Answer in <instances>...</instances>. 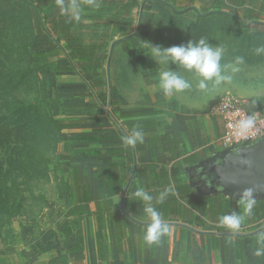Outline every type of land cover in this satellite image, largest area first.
<instances>
[{"label":"crops","instance_id":"crops-1","mask_svg":"<svg viewBox=\"0 0 264 264\" xmlns=\"http://www.w3.org/2000/svg\"><path fill=\"white\" fill-rule=\"evenodd\" d=\"M207 1L140 0L139 11L137 7L132 12L137 26L129 36L133 45L130 54L116 44L108 70V57L105 61L110 93L108 81L105 89L90 88V78L81 77L63 42L57 44L45 33L33 39L37 49L32 51L31 63L52 82L51 88L59 91L54 104L57 121L63 127L67 162L61 235L68 240L63 251L68 264H264V220H255V214L260 218L261 213L255 204L247 214L240 198L206 192L193 170L200 161L221 150L215 143L223 132L222 121L209 114L210 106L221 95L216 98V83L206 81L207 87L200 89L197 74L170 64L169 68L188 80L191 87L165 96L159 82L160 73L168 65L156 63L148 45L169 48L186 44L188 41L176 33L199 28L145 23L149 4L166 5L179 14L193 11L200 15L202 3ZM224 1L238 13L240 21H248V15L256 17L242 24V29L264 28V0ZM165 10L156 9L157 15ZM90 13L80 11L79 15ZM213 14L219 13H207ZM160 31L168 34H155ZM116 55L125 65H116ZM261 85L256 90L264 92L263 82ZM238 93L241 97L245 94ZM98 95L106 96V105ZM255 99L261 107L251 106L264 111V93ZM135 128L143 132V141L128 145L125 138ZM139 188L152 195V206L169 229L156 243L144 239L151 220L144 211L145 203L134 196ZM166 191L163 201H158ZM198 197L206 200V209L212 206L217 212V220L232 213L242 215L239 228H229L199 214L190 205ZM76 246L82 249L67 253ZM239 248L242 260L238 258Z\"/></svg>","mask_w":264,"mask_h":264},{"label":"rangeland","instance_id":"rangeland-1","mask_svg":"<svg viewBox=\"0 0 264 264\" xmlns=\"http://www.w3.org/2000/svg\"><path fill=\"white\" fill-rule=\"evenodd\" d=\"M167 7L149 4L145 23L199 27L176 34L222 49V74L230 79L216 84V98L242 91L250 105L260 106L253 98L264 93L256 90L264 84V52L256 51L264 47V28L242 29L248 21H240L236 11L179 14ZM160 8L165 13L157 15ZM39 24L28 5L0 0V264H68L63 255L68 240L61 235L67 162L54 104L59 91L31 63ZM116 57L118 67L125 65Z\"/></svg>","mask_w":264,"mask_h":264},{"label":"trees","instance_id":"trees-1","mask_svg":"<svg viewBox=\"0 0 264 264\" xmlns=\"http://www.w3.org/2000/svg\"><path fill=\"white\" fill-rule=\"evenodd\" d=\"M17 1L28 5L39 18V33L37 34L45 33L52 36L57 44L64 43L65 50L75 69L83 79L90 78L89 85L92 90L107 87L105 61L112 44H121L123 52L130 54L133 45L129 36L134 32L132 12L133 9L139 7L140 0H76L80 11L91 12L87 16L80 15L79 20H76L72 13H63L61 0ZM63 3L70 6L72 0H63ZM211 10H216L218 13L223 12L222 10L232 11L224 0H208L202 3L199 12L205 13ZM255 18L253 15H248L245 20L250 21ZM86 20L89 22L85 23ZM98 98L106 105V96L98 95ZM57 124L59 128H63L60 122ZM205 203H207L206 200L200 197L190 201L192 208L199 214H203L210 221H220L216 219L217 212L212 210V206L206 209ZM255 209L261 212L260 218L255 214V220H264V200H256ZM202 223L200 221L199 225ZM81 249L82 247L78 246L71 247L67 253ZM258 250L260 252V242ZM2 254L0 251V255ZM238 258L242 260L240 248Z\"/></svg>","mask_w":264,"mask_h":264},{"label":"clouds","instance_id":"clouds-1","mask_svg":"<svg viewBox=\"0 0 264 264\" xmlns=\"http://www.w3.org/2000/svg\"><path fill=\"white\" fill-rule=\"evenodd\" d=\"M62 11H71L76 20L80 19V8L76 0H72L70 6H66L61 0ZM152 50L153 59L156 63L168 65L167 70L160 73L159 86L165 96H171L174 92H183L191 87L188 80L183 78L178 72L169 68L170 64H178L186 71L194 72L201 79L199 88L207 87L206 81H214L220 84L222 81L229 80L222 74L221 59L222 49L212 46L205 39H200L197 42L189 40L186 44L163 48L158 45L148 43ZM257 53L264 52V47L256 49ZM238 62H242V58H238ZM250 123V121H249ZM138 141H143V132L139 128L133 129L131 135L125 138V143L135 145ZM170 191V189L168 190ZM167 195V191L162 193L157 199L162 202ZM136 198H139L145 203L144 211L149 215L151 223L147 227L145 241L149 244L156 243L160 237L169 231L168 226L162 220L161 214L152 206L153 197L143 188L137 189L134 193ZM240 203L244 206L245 213L250 214L254 204L256 203L252 190H245L240 194ZM244 217L242 215L232 213L220 218V222L229 228L238 229ZM257 255H260L258 252Z\"/></svg>","mask_w":264,"mask_h":264},{"label":"water","instance_id":"water-1","mask_svg":"<svg viewBox=\"0 0 264 264\" xmlns=\"http://www.w3.org/2000/svg\"><path fill=\"white\" fill-rule=\"evenodd\" d=\"M113 46L109 50L106 70ZM107 81L110 93L108 77ZM193 170L208 193L239 199L241 193L250 189L254 198L264 199V135L252 143L220 150L200 161Z\"/></svg>","mask_w":264,"mask_h":264},{"label":"built area","instance_id":"built-area-1","mask_svg":"<svg viewBox=\"0 0 264 264\" xmlns=\"http://www.w3.org/2000/svg\"><path fill=\"white\" fill-rule=\"evenodd\" d=\"M209 114L222 121L223 132L215 143L221 150L252 143L264 135V111L236 93L222 94Z\"/></svg>","mask_w":264,"mask_h":264}]
</instances>
